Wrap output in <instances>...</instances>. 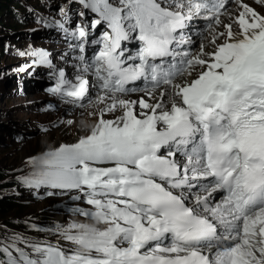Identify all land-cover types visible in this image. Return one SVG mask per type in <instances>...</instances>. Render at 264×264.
Masks as SVG:
<instances>
[{
    "label": "snow or ice",
    "instance_id": "snow-or-ice-1",
    "mask_svg": "<svg viewBox=\"0 0 264 264\" xmlns=\"http://www.w3.org/2000/svg\"><path fill=\"white\" fill-rule=\"evenodd\" d=\"M80 2L95 18L71 35L96 48L48 91L97 119L22 183L76 193L88 223L49 230L67 247L0 240V264H264V15L243 0L235 15L229 0ZM196 20L210 39L194 51Z\"/></svg>",
    "mask_w": 264,
    "mask_h": 264
},
{
    "label": "rangeland",
    "instance_id": "rangeland-1",
    "mask_svg": "<svg viewBox=\"0 0 264 264\" xmlns=\"http://www.w3.org/2000/svg\"><path fill=\"white\" fill-rule=\"evenodd\" d=\"M42 1H15L18 3L10 5L11 8L9 6L6 9L8 14H4L2 20L0 18L2 25L0 36L5 35L3 41L0 40V172L4 173V178L16 182L15 187L5 189L3 187L0 190V197L9 198L19 206V210L0 217V240L16 235L29 241L32 240L31 238L33 240L37 238L47 242L49 240L44 238H50L67 244L58 234L49 230L57 225L65 226L72 222L88 223L74 212V207L81 206L83 203L71 199L73 195H76L74 192H69L64 197L33 195L27 189V185L22 183V178L40 169L39 161L47 152L55 150L60 145L74 143L80 136L87 134L97 119L95 115L90 116L89 113L97 109L95 107L73 109L71 105L61 104L60 98L49 93L48 89L53 87L54 83L44 79L47 71L53 73V71L63 70L67 77L72 78L76 74L77 66L81 63L77 60L78 51L64 43H61L65 46L64 50L54 53L59 59L51 58L55 62L62 60L64 58L62 56H65L57 66L48 68L39 65L34 69L30 67L29 73L25 76L7 79L8 70L15 67L20 52L26 53L22 55L25 57L22 60L35 67L38 65L34 62L35 58L27 53L34 50L47 51L44 46L46 44L32 39L28 23L31 16L46 15L45 8L49 7ZM61 4H58L56 8H59ZM246 4L257 7V10H264L261 4L254 2H246ZM12 6L14 11L18 9L16 14H26L24 24L12 18L14 14ZM237 13L238 9L231 14ZM7 48L10 49L7 50ZM17 82L19 83L16 84ZM135 95L138 94H131V96ZM18 101L22 104L13 106L20 103ZM68 120H72L73 124L68 125ZM30 159L36 162L35 166L28 163ZM23 185L25 187L21 188ZM19 246L23 247L22 244Z\"/></svg>",
    "mask_w": 264,
    "mask_h": 264
},
{
    "label": "trees",
    "instance_id": "trees-1",
    "mask_svg": "<svg viewBox=\"0 0 264 264\" xmlns=\"http://www.w3.org/2000/svg\"><path fill=\"white\" fill-rule=\"evenodd\" d=\"M15 1H19V0H0V18H1V20L3 19L4 14H8L6 9L10 5H12ZM10 8H11V6H10ZM0 26H2V25L0 24ZM3 176H4V173L0 172V190L3 187H4V189L5 188H12L16 185V182L8 180V179L4 178ZM14 210H19V206L14 204L13 201L10 200L9 198L0 197V217H4ZM16 212H18V211H16Z\"/></svg>",
    "mask_w": 264,
    "mask_h": 264
},
{
    "label": "bare ground",
    "instance_id": "bare-ground-1",
    "mask_svg": "<svg viewBox=\"0 0 264 264\" xmlns=\"http://www.w3.org/2000/svg\"><path fill=\"white\" fill-rule=\"evenodd\" d=\"M20 5H22V4H20ZM255 11H257L258 13H260L261 15H264V10L263 9H258L257 10V7H252ZM40 43H44V44H46V45H44L45 46V49H47V51L49 50H51V52L52 53H59V52H61V51H63L64 50V48H65V46L64 45H61V43H54L55 45H52V44H50V43H48V42H40ZM209 50H211V48L209 47V48H206V51H209ZM44 51H46V50H44ZM7 68H5V70H6ZM7 73V72H6ZM140 94H138V95H135V96H130V97H126V98H134V97H136V96H139ZM138 98V97H137ZM136 98V99H137ZM18 102H20V101H18ZM16 103V102H15ZM19 104H22V102H20V103H16V104H13V106H15V105H19ZM115 115H120V113L119 112H117ZM106 118H113V115L112 114H109Z\"/></svg>",
    "mask_w": 264,
    "mask_h": 264
}]
</instances>
